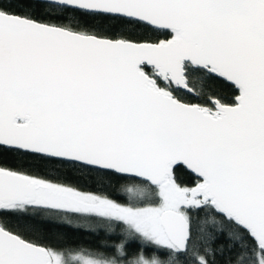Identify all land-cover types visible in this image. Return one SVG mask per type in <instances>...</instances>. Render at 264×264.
I'll return each mask as SVG.
<instances>
[{"label": "snow or ice", "instance_id": "1", "mask_svg": "<svg viewBox=\"0 0 264 264\" xmlns=\"http://www.w3.org/2000/svg\"><path fill=\"white\" fill-rule=\"evenodd\" d=\"M0 264H264V0H0Z\"/></svg>", "mask_w": 264, "mask_h": 264}]
</instances>
